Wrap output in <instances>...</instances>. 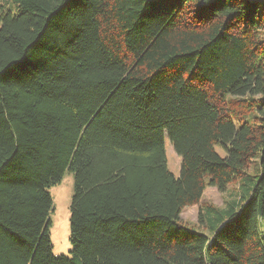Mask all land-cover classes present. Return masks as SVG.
I'll return each instance as SVG.
<instances>
[{"label":"trees","instance_id":"1","mask_svg":"<svg viewBox=\"0 0 264 264\" xmlns=\"http://www.w3.org/2000/svg\"><path fill=\"white\" fill-rule=\"evenodd\" d=\"M1 1L0 264H264V0Z\"/></svg>","mask_w":264,"mask_h":264},{"label":"rangeland","instance_id":"2","mask_svg":"<svg viewBox=\"0 0 264 264\" xmlns=\"http://www.w3.org/2000/svg\"><path fill=\"white\" fill-rule=\"evenodd\" d=\"M2 4L10 11H15V4H13L12 1L4 2L0 0V6ZM165 150L169 168L176 177H179L181 171L180 158L174 152L167 136L165 137ZM216 150L224 156L222 150L219 148H216ZM256 167H260L259 159H257L252 166L251 171L253 173ZM49 191L53 200V210L50 215L52 221L50 227L53 246L52 253L56 257H71L73 245L71 242L70 230V206L74 195V174L72 172H67L62 181L52 186ZM237 197L238 191L236 190V184L231 185L226 193H221L217 191V189L209 187L203 194L201 205L213 204L222 208L225 206L227 200L237 199ZM199 213V206L186 208L183 210L181 217L184 223L194 226V229L197 231H201L205 228L198 227Z\"/></svg>","mask_w":264,"mask_h":264}]
</instances>
